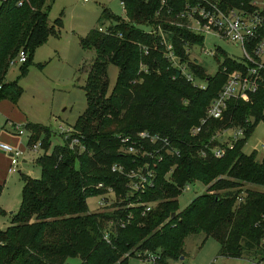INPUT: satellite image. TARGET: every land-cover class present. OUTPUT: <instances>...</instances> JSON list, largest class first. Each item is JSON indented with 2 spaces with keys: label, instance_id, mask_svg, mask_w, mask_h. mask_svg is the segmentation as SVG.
<instances>
[{
  "label": "trees",
  "instance_id": "1",
  "mask_svg": "<svg viewBox=\"0 0 264 264\" xmlns=\"http://www.w3.org/2000/svg\"><path fill=\"white\" fill-rule=\"evenodd\" d=\"M119 1L125 4L131 20L110 25L107 34L92 30L82 40L81 47L96 51L84 88L85 111L73 125L70 138H63L64 144L56 145L50 154L38 159L41 179L22 177V204L9 216L10 226L0 230V264H67L73 258L81 264H130L129 258L135 252L156 254L157 264H170L184 258V241L193 234L214 238L223 258L239 259L248 254L264 260V192L243 188L244 184L264 188V157L259 159L257 150L250 154L243 151L264 119V74L260 88L248 101H230L224 120L211 121L201 133L191 136L190 129L200 123L227 77L222 71L210 75L198 67L195 73L206 79V87L202 90L188 83L163 57L154 37L138 27L154 23L158 0ZM250 1L224 0L220 7L227 10L228 5L244 4L248 8ZM52 2L6 0L0 6V101L17 104L23 93L18 82L5 81L12 62L23 52L27 55L22 63L25 66L49 35L59 32L48 21ZM168 2L174 12L182 10L185 3ZM111 14L104 9L102 22L110 21L114 17ZM171 31L180 53L184 47L181 38L202 42L180 28L172 27ZM138 44L148 48V54ZM220 55L222 66L229 71L243 67L223 49ZM110 56L109 62L118 68V76L109 98L104 100L109 80H102V76L107 74ZM141 64L146 65L147 72H140ZM37 66L44 67L40 63ZM22 71L26 74L27 68ZM251 119L254 122L246 126V137L233 142L221 159L200 157L199 150L216 131ZM26 126L33 130L28 138L30 146L38 143L41 131L45 133L41 148L51 146L50 139L56 132L29 123ZM145 131L168 138L167 148L177 149L179 154L171 156L166 153L167 148L161 149L156 158L122 152L128 146L123 138L135 140L137 134ZM72 137L78 139L82 150L79 145L70 147ZM145 147L153 152L162 146ZM114 166L122 167L124 173L114 172ZM137 168L153 173V186L141 191L132 188L126 174ZM197 182L210 185L209 192L197 196L180 211L177 196ZM101 184L112 189L113 195H108V189L98 188ZM102 195H107L111 205L90 211L87 199ZM136 199L149 202L153 208L145 216L132 208L136 218L110 233L112 240L107 241L105 233L113 232L115 223L125 219L124 214L129 211L126 205Z\"/></svg>",
  "mask_w": 264,
  "mask_h": 264
},
{
  "label": "rangeland",
  "instance_id": "2",
  "mask_svg": "<svg viewBox=\"0 0 264 264\" xmlns=\"http://www.w3.org/2000/svg\"><path fill=\"white\" fill-rule=\"evenodd\" d=\"M104 9H108L113 13L111 15L114 17L110 21L102 22L101 16ZM124 14L123 5L119 0H89L87 2L83 0H53L48 21L49 25H55L59 32L49 35L46 43L35 50V54L30 57L25 66L18 62L10 66L5 81L18 82L23 93L17 104L6 100L8 107H5V109L8 110L10 108L9 113L12 110L16 111L9 119L15 121L14 123L17 125H22V129L25 131V138L21 141L22 145L20 148L24 149V151L27 149V138L33 134L31 127H27L25 123L48 128L53 133L56 132V134L50 139L51 146L48 149L45 150L39 147L36 153L25 151L26 153L21 158L18 168L20 172L15 175L7 174L5 179L0 182V206L1 203L13 205L10 210L0 208V230H5L10 226L8 218L3 215L6 212L9 214L13 210L17 211L22 204V177L29 176L36 180L41 179L42 172L38 159L45 153L50 154L56 145L64 144L63 137L60 134V125L65 128L73 127L77 118L85 111L87 95L84 88L87 81L86 78L92 67L91 64L96 58V51L93 49H89V51L81 47L82 40L92 30H105L119 21L129 22L131 19ZM144 25L145 23H142L138 27L142 30ZM211 41L210 37L207 38L205 46L212 47L210 45ZM217 45L221 46L231 58L242 59L241 50L236 45H232L226 40H218ZM113 53H111V56ZM111 56L106 63L107 74L102 76V80L106 82L109 80V88H107L108 91L104 100L109 98L118 76V68L109 62ZM200 59L203 61L202 65L205 66L206 73L210 75L214 74L218 69V61L224 62L223 58L218 56L215 58L201 56ZM39 63L44 66L42 69L37 66ZM23 67L27 68L26 74H23ZM7 115L6 113L3 115L0 113L2 122L0 137H10L11 139L9 138L5 142L0 139V142L10 146L12 144L9 142L18 139V137L12 134V131H14L12 128L5 126V120L8 119ZM19 120H25L24 124L16 122ZM39 134L38 143L45 137L44 131ZM262 144H264V122L259 123L255 128L243 151L246 154H250L252 151L257 150L258 158L261 159L262 151L260 147ZM4 157L7 158L6 154L0 150V162L5 160ZM25 160L27 162L23 163ZM215 181L214 183H216ZM209 186L197 182L189 188L185 187L177 196L179 210L181 211L190 206L197 196L209 192ZM243 188L264 192V188L255 185L244 184ZM87 201L89 210L95 211L99 202L98 198L91 197ZM16 207H18L17 210ZM184 243L185 259H180L178 262L170 261V264H255L257 259L255 258L256 256L253 257L246 253L244 255L246 254L247 258H223L219 254V242L212 237L206 239L204 234L190 235L185 239ZM129 260L130 264H141L137 258H129ZM66 262L67 264H81L78 258L68 259Z\"/></svg>",
  "mask_w": 264,
  "mask_h": 264
},
{
  "label": "built area",
  "instance_id": "3",
  "mask_svg": "<svg viewBox=\"0 0 264 264\" xmlns=\"http://www.w3.org/2000/svg\"><path fill=\"white\" fill-rule=\"evenodd\" d=\"M5 1L6 0H0V6ZM83 1L87 2L89 0ZM168 1L169 0H158L159 8L154 14V23L145 24L143 31L154 37L161 48L163 57L169 62L172 68H175L180 73V77L185 78L188 83L191 82L193 85L204 90L207 81L206 79L203 80L198 77L194 69L198 67L205 69V66L202 65L203 61L200 59L201 56L211 58L217 56L219 58L222 57L220 55V49L222 48L217 45L218 40H226L232 45H236L242 53V59L238 60L243 64L241 69L231 72L228 70V67L222 66V62L218 61V69L216 72L222 71L227 79L219 90L218 96L209 103L204 117L199 120L200 123L190 129V135L196 136L201 133L205 126H208L211 121L220 122L224 120V114L228 109V103L230 101H248L250 96L256 93L260 88L264 74V0H251L248 8H245L244 4H241L240 7H230L228 5L227 10H223L220 7V4L223 3L224 0H184V7L177 12L172 11ZM121 4L125 12L124 15H126L125 4L122 2ZM165 25L168 28L165 29ZM172 27H177L185 32L192 33L201 38L202 42H190L189 40L181 38L180 40L183 43L182 47H184L183 52L180 53L174 46V32L171 31ZM99 31L105 34L108 32L107 28ZM209 37L212 39L210 42L212 47L205 46V41ZM138 46L143 48L145 54H148V48L143 45L140 46L139 44ZM228 57L230 56L228 55ZM26 60L27 55L22 53L17 61L12 62V64L17 62L22 64L26 62ZM143 71L147 72L145 64H141L140 67V72ZM262 116L264 117V112ZM251 122H254V120H246L242 125L228 128L223 127V129L216 131L211 135L212 138L210 142L206 143V145L199 150L200 157L206 158L210 156L215 159H221V157L226 154L227 148L233 146V142L246 137V126ZM261 122H264V119H262ZM16 129L19 136L24 133L21 127L18 126ZM72 133L73 127L69 126V128H65L60 125V134L64 139L70 138ZM70 141V147L80 146V142L76 137H72ZM122 141L124 144H128L125 149L122 148V152L128 155L148 156L150 158L158 157V155L161 154V149L170 146L168 138L151 135L147 131L137 134L135 140L126 137L123 138ZM221 142H223V145L220 146L217 144ZM145 144L151 145L152 149L160 146L162 147L160 149H154L152 152V150H148L145 147ZM39 147H41V142L31 146L32 150L35 152H38ZM82 149L83 148L80 146V150ZM0 150L9 155V173L17 172L20 156H22L23 152L11 145L9 146L1 142ZM260 150L262 151V157H264V144L261 145ZM165 151L171 156L179 154L178 150L173 148H167ZM144 167H146V165ZM112 170L114 172L119 171L124 173V169L119 166H114ZM126 175L128 179L131 180L130 184L133 185L132 188L136 191H141L147 186L154 185L153 173L149 169L137 168V170H131V172ZM98 188L105 187L101 184ZM107 189L105 188V190ZM107 193L108 195H113V190L108 189ZM106 197L107 195H102L98 198L99 202L97 206L99 208L111 205L112 201ZM132 208L136 209L141 216H145L147 212L151 211L153 206L149 202L145 203L141 201V199H136L135 202H129V204L126 205V209L129 211L124 214L125 219L115 223V231L113 230V232L105 233L104 238L107 241L111 242L112 240L110 233H116L118 227L124 228L136 218L134 211H130ZM261 241V247L264 248V238ZM127 256L129 255L127 254ZM132 258H137L142 263L146 262L148 264H157L159 261L158 255L156 254L153 256L140 252H135ZM255 264H264V260L260 258L256 259Z\"/></svg>",
  "mask_w": 264,
  "mask_h": 264
},
{
  "label": "crops",
  "instance_id": "4",
  "mask_svg": "<svg viewBox=\"0 0 264 264\" xmlns=\"http://www.w3.org/2000/svg\"><path fill=\"white\" fill-rule=\"evenodd\" d=\"M7 101L6 100H3V101H0V113L3 115L4 113H6V114H8L7 115V117H8V119L7 120H5V126H8V127H10V128H12L14 131H12V134L13 135H16L17 137H18V139H16V140H11V142H9L10 144H12L13 146H14V148H16V149H18V150H20V151H22L23 152V154H22V156H20L21 158L25 155V151H30V152H32V153H36L35 151H33L32 150V148H31V146L29 145V142H28V138H27V149L24 151V149H22V148H20L21 147V145H22V140H24V138H25V131L22 129L23 128V126L22 125H17L16 123H14L15 121H12L11 119H9V117H11V116H13V114L14 113H16V111L15 110H12L10 113H9V110H10V108L8 109V110H6L5 109V107H8V105H7V103H6ZM2 109H3V111H4V113H3V111H2ZM10 121V122H9ZM9 122V123H8ZM16 122H18L19 124H24V122H25V120L24 121H21V120H19V121H16ZM1 120H0V127H1ZM26 125H27V123H25ZM21 127V129L24 131V133L21 135V136H19V134H18V131H17V129H16V127ZM4 127V126H3ZM14 127V128H13ZM15 130H16V132H15ZM5 136V135H4ZM24 136V137H23ZM10 138V137H9ZM8 137L7 138H4V137H0V139L1 140H3L4 142H5V140H7V139H9ZM11 139V138H10ZM8 143V142H7ZM8 143V144H9ZM11 145V146H12ZM29 149V150H28ZM6 154V153H5ZM6 156H7V158L6 157H4L5 158V160L3 161V162H0V182L3 180V179H5V177H6V175L7 174H9V175H15V174H17L18 172H20L19 171V169H17V172H10L9 173V168H10V159H9V155L8 154H6ZM21 158H20V160H21ZM26 158V157H25ZM25 162H27V160H25L23 163H25ZM19 164H20V162H19ZM19 164H18V168H19ZM23 183V182H22ZM0 200H1V197H0ZM12 206L13 205H5V204H3V203H1V206H0V208L1 209H4V210H10L11 208H12ZM17 208L18 207H16V210H17ZM13 212H15V210H13L12 212H10L9 214H7V212L5 213V215H3V216H5V217H7L8 218V220H9V223H10V218H9V216L13 213ZM185 259V258H184Z\"/></svg>",
  "mask_w": 264,
  "mask_h": 264
},
{
  "label": "water",
  "instance_id": "5",
  "mask_svg": "<svg viewBox=\"0 0 264 264\" xmlns=\"http://www.w3.org/2000/svg\"><path fill=\"white\" fill-rule=\"evenodd\" d=\"M173 217H175V214L173 215ZM181 259H184V258L181 257Z\"/></svg>",
  "mask_w": 264,
  "mask_h": 264
}]
</instances>
